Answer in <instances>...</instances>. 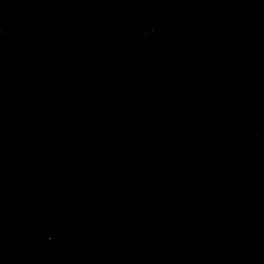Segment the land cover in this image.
I'll use <instances>...</instances> for the list:
<instances>
[{"label":"water","instance_id":"water-1","mask_svg":"<svg viewBox=\"0 0 264 264\" xmlns=\"http://www.w3.org/2000/svg\"><path fill=\"white\" fill-rule=\"evenodd\" d=\"M0 264H264V0H0Z\"/></svg>","mask_w":264,"mask_h":264}]
</instances>
